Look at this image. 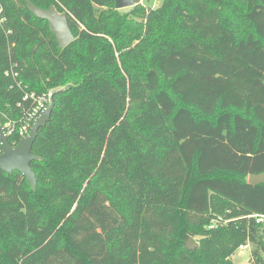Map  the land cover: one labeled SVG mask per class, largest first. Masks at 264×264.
I'll return each mask as SVG.
<instances>
[{"label":"trees","instance_id":"16d2710c","mask_svg":"<svg viewBox=\"0 0 264 264\" xmlns=\"http://www.w3.org/2000/svg\"><path fill=\"white\" fill-rule=\"evenodd\" d=\"M28 2L66 14L73 42ZM0 13V125L67 87L32 148L36 190L0 170V264H232L249 245L264 264V184L248 183L264 173V0Z\"/></svg>","mask_w":264,"mask_h":264},{"label":"water","instance_id":"95a60500","mask_svg":"<svg viewBox=\"0 0 264 264\" xmlns=\"http://www.w3.org/2000/svg\"><path fill=\"white\" fill-rule=\"evenodd\" d=\"M117 10L133 8L136 5V0H115ZM29 11L38 19L48 21L50 31L56 36L59 46L63 49L74 40V35L70 29L68 17L64 13H59L54 6L49 9H41L28 2ZM67 87L61 86L53 88L49 91V104L41 115L35 120L34 125L28 137L21 139L17 146H12L5 135L4 129L0 127V143L2 153L0 154V170L11 175L17 171L22 174L33 190L37 187V178L32 170L31 164L34 161H39L40 158L33 155L32 148L39 135L41 128L45 127L51 119L52 112L55 108V96ZM248 183L256 187L264 184V173L259 175H250ZM197 244L193 238H190L186 247L193 251L197 248Z\"/></svg>","mask_w":264,"mask_h":264},{"label":"built area","instance_id":"2783aa9c","mask_svg":"<svg viewBox=\"0 0 264 264\" xmlns=\"http://www.w3.org/2000/svg\"><path fill=\"white\" fill-rule=\"evenodd\" d=\"M7 76H12L13 78H16L18 74H15L14 72H8ZM24 100L33 101L32 107L24 114V117L20 120H7L4 125H0V127L4 129L5 135L8 137V140H10V138L14 140L13 146H17L21 139L29 136L35 120L41 115V113L49 104L48 96H37L34 93H27L24 97ZM1 153L2 146L0 143V154ZM256 218L258 222H264L263 217L256 216Z\"/></svg>","mask_w":264,"mask_h":264},{"label":"rangeland","instance_id":"374dc122","mask_svg":"<svg viewBox=\"0 0 264 264\" xmlns=\"http://www.w3.org/2000/svg\"><path fill=\"white\" fill-rule=\"evenodd\" d=\"M138 1L141 5L145 6L148 9L158 8L162 3V0H138ZM131 9L132 8H128V9H123L119 11H121V13H126L130 11ZM3 22H4V18H3V15L0 13V26L3 25ZM44 95L48 96V94H41L40 96H44ZM251 251H252L251 245L239 249L235 253V255L232 257V264H253L252 257H251Z\"/></svg>","mask_w":264,"mask_h":264}]
</instances>
